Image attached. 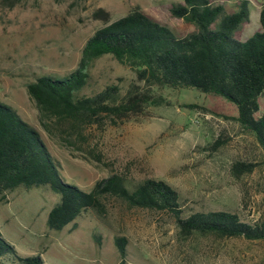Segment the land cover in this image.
<instances>
[{
    "label": "rangeland",
    "instance_id": "374dc122",
    "mask_svg": "<svg viewBox=\"0 0 264 264\" xmlns=\"http://www.w3.org/2000/svg\"><path fill=\"white\" fill-rule=\"evenodd\" d=\"M181 1L23 0L6 7L0 0V102L40 132L62 179L82 190L111 173L124 175L129 184L161 179L178 191L183 216L225 210L244 222L264 221V151L233 119L236 108L223 97L193 87L153 86V102L142 114L102 129L89 127L84 142L68 147L48 136L26 92L25 85L37 76L60 78L73 71L94 31L135 5L178 36L191 32L193 24L169 12ZM214 1L223 3L226 12L235 9L234 0ZM263 3L249 0V21L237 38L244 40L260 28ZM88 72L89 87L80 91L86 95L109 83L124 93L136 81L133 70L108 54L94 59ZM258 104L256 117L264 112V91ZM235 161L251 162L254 168L237 177L231 170ZM7 197L0 204L1 235L19 255H40L44 264H264V240L186 236L169 213L129 207L115 198L106 201L103 218L82 213L52 230L46 219L59 195L48 186L17 188ZM116 235L126 238L123 261Z\"/></svg>",
    "mask_w": 264,
    "mask_h": 264
},
{
    "label": "trees",
    "instance_id": "16d2710c",
    "mask_svg": "<svg viewBox=\"0 0 264 264\" xmlns=\"http://www.w3.org/2000/svg\"><path fill=\"white\" fill-rule=\"evenodd\" d=\"M21 1L1 0L6 7ZM233 5L235 9L226 12L225 5L214 0L173 3L170 14L194 25L184 36L176 35L137 5L106 21L85 42L73 71L60 78L37 76L25 85L40 125L59 144L77 147L85 141L87 128L118 125L131 115L142 114L153 102L151 87H193L231 102L236 108L233 119L253 134L264 151V112L255 116L264 91V3L259 11L260 28L244 40L235 33L249 21V0H234ZM98 11L108 16L104 10ZM105 54L133 70L136 81L124 93L117 83L106 84L90 95L80 93L89 87L91 62ZM253 168V163L244 161L231 165L237 177ZM38 186H48L59 195L47 214L46 224L52 230H61L82 213L103 218L106 201L115 198L129 207L169 213L186 236L198 233L264 240V221L244 222L234 212L195 211L183 216L178 191L161 179L145 178L129 184L124 175L111 173L95 181L89 191L65 182L59 162L40 132L13 107L0 102V204L7 203V195L17 188ZM114 244L123 261L126 238L116 235ZM0 264L44 261L40 255H19L0 233Z\"/></svg>",
    "mask_w": 264,
    "mask_h": 264
}]
</instances>
